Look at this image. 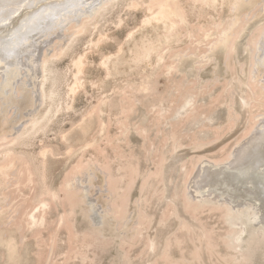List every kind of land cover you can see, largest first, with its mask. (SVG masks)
Segmentation results:
<instances>
[{
	"label": "bare ground",
	"instance_id": "6f19581e",
	"mask_svg": "<svg viewBox=\"0 0 264 264\" xmlns=\"http://www.w3.org/2000/svg\"><path fill=\"white\" fill-rule=\"evenodd\" d=\"M246 6L251 9L245 13ZM123 7L130 12L142 10L143 19L138 29L129 31L124 40L113 38L118 44L114 54L102 55L100 68L105 78L98 87L104 90L105 82L113 80L112 95L103 94L82 114L76 127L83 134L81 139L74 141L73 126L62 134L65 153L69 160L75 161L57 186L50 163L57 161L59 153L49 146H43L37 155L26 152L37 134L43 133L62 111L58 89L61 82L68 83V77L67 72L57 77L56 64L68 57L73 44L91 28L95 30L106 21L107 15ZM224 11L229 15L221 17ZM118 22L119 27L123 22L120 17ZM247 29L250 31L245 35L243 48L248 58L245 63L236 62L240 66L237 89L242 100L240 107L246 109L247 120L253 121V127L224 157L200 155L180 166L182 190L178 194L185 211H194L200 217L206 204L212 205L206 207L209 213L222 211L220 219L228 225L222 242L227 253H218L213 232L201 226L202 221L191 236L187 233L192 226L180 221L178 229L193 237L196 246L190 258L181 254V258L174 259L173 242L168 240L159 264H203L200 255L203 243L211 261L233 264L241 260L249 264L251 250L257 244L264 245V0H0V246L7 253L8 264L20 259L23 251L32 252L24 247L28 236L39 252L46 253L43 264H52L56 257H62L61 264L75 261L94 264L95 249L108 241L115 245L116 264H122L131 254L127 251L137 245L144 248L141 253L145 260L141 264H157L156 259L148 258L155 251V240L147 237L151 216L146 204L164 197L163 167L167 156L185 145V139H193L191 145L200 150L210 143L205 140L210 131L219 136L227 125L230 130L237 125L240 113L233 109V104L227 107L226 119L218 124L208 117L199 120L202 104L198 98L204 89L218 81L214 73L211 81L200 84V71L205 65L218 62V51L224 53L228 68L230 57L237 52L238 40ZM103 32L94 41L97 50L110 38ZM185 42L189 43L187 48L179 49ZM203 45L209 47L201 53ZM88 57L86 52L70 58L74 72L72 82L66 84L65 97L70 100L66 110L73 109L76 95L85 87ZM189 57L197 68L198 87L193 89L187 88V73L183 69ZM125 69L138 74V81L136 78L121 81ZM160 76L166 81L180 77L182 86L173 85L159 93ZM232 81L227 82L231 87L227 105L233 102ZM147 98L152 99L147 108L154 118L149 116L143 126L130 125L129 116ZM105 117H114L119 126L120 135L116 134L114 140L112 136L113 142L108 141ZM189 122L198 125L192 133L186 129ZM95 123L100 138L92 135L89 138ZM131 129L142 137L144 160L154 169L141 168L138 152L134 153L135 145L132 148L128 139ZM102 141L112 147V157L100 148ZM131 205H135L133 209ZM51 210L55 211L54 217ZM175 211V206L168 204L163 217L168 219L176 215ZM194 212L189 214L190 218ZM78 214L88 223L86 230H78ZM126 226L129 232H123ZM61 230L67 233L65 250L57 253L58 243H63ZM107 232L115 238L107 239ZM13 234L17 237H12ZM174 243L179 246L182 241L175 238Z\"/></svg>",
	"mask_w": 264,
	"mask_h": 264
},
{
	"label": "rangeland",
	"instance_id": "374dc122",
	"mask_svg": "<svg viewBox=\"0 0 264 264\" xmlns=\"http://www.w3.org/2000/svg\"><path fill=\"white\" fill-rule=\"evenodd\" d=\"M247 8H249V9H247ZM250 9H251L250 6H246V8H244L245 13H246V11H249ZM117 15H119V16H117ZM228 15H229V13L224 11V12H222L221 17H223V16L225 17ZM118 17H120V19L123 21L119 27H118V23H119ZM142 19H143L142 10L130 12V11H127L124 7L122 9L121 8L117 9V11H114L113 13L107 15L106 21L102 22V24L99 25L95 30H94V28H91L90 32L83 35L79 39V41H76L72 46V50L67 55L68 57L65 56L63 59H61V61L57 62V64H56V67L58 70L57 71V77L59 75V78H60V74L62 76V73L64 75L66 72H67L66 74L68 77V83L65 81L61 82L60 87L58 89L59 93L62 97L61 101L58 99L59 100L58 104L61 105L62 111L60 113H58L55 116V118L52 119V121L49 123L48 127L44 130L46 132L43 131V133L42 132L38 133L37 136L35 137L34 141H33V145L26 149V152L37 155L39 153V151L43 148V146L44 147L49 146L59 153V155L56 156L57 161L50 163L51 164L50 165L51 166V172L53 175V180H54L55 185L58 186L62 182V179L64 178V174L70 168L69 166H71L75 161L74 158L69 160L68 156L65 153L66 152V146L64 143H63L64 144L63 145L61 142L62 134L64 133V131H65V133L67 131H71L72 128L74 127L73 128V129H75L74 141L81 139V137H83V134L79 130H77L76 127H77V124H78L82 114H84L91 106H94L97 103L99 98H101L105 95H109V96L112 95L111 89L115 85L113 80H108L107 82H105L106 83V89L104 88V90H101L100 87H98V85H99L98 83H100L105 78V73H104L103 69L100 68L101 67L100 62L102 59V55H109L108 53L114 54L117 51L118 44H116L117 42L113 38L117 37L118 40L119 39L124 40L129 31H134V30L138 29V27H139L138 25L142 21ZM249 31L250 30L247 29L243 34L244 37H241L238 40L237 52L234 54V57H233V55L230 57V64L228 67L229 69L225 67L226 66L225 65V57L223 56L224 53H222L221 51H218L216 54V55H219V56H217V59H216L218 62L217 63L211 62L210 64L205 65V67H203V69L200 71V75H201L200 84L204 85L206 83L205 81H211L213 79L212 75L214 73H217V76H216L217 78H215V79H218V81H216L213 84L214 87L211 86V87L207 88V90L204 89L203 93L198 98L199 102L202 104V106L200 107V110H199L200 111L199 114L201 116L199 120H205V118L208 117L210 120L211 119L213 120L212 123L218 124V122L224 121L226 119L227 112H228L227 107L229 105L233 104V109L236 112L240 113L239 121H238L237 125L234 126L232 130L228 129L230 127H229V125H227V127H225L226 129L224 128V130H223L224 132L222 134L220 133L219 136L217 134L214 135V132H215L214 130H212V132L210 131L209 134L205 135V137H207L205 140H209L210 143L203 145V147L200 150L194 149L193 146L191 145L193 142V139H192V141H190L191 139L187 138L183 141L185 143L184 146H182L180 149L173 151L174 153L172 155L170 153H168V154H170V155L167 154L169 156V157L167 156V158L169 160L167 159V161L165 162V165L163 167V176H162V179H163L162 187L164 190V197L162 198L161 201H157V199L154 198L151 203L146 204V207H147L146 211L151 216L150 226L147 230V232H148L147 237H152L155 240V251L150 252L148 258H150V259L153 258L154 260L156 259L158 261L157 264L162 263V260H158V259H159V257H161V254H162L161 252H162L163 246L168 240L173 242V244L171 246V255L174 259L181 258V254L184 257L190 258V253L193 252L194 247L196 246V242L194 241L193 237H189V236L193 235V233L195 232V229L196 230L198 229L197 228V226L199 225L198 223L201 221H202L201 226L205 227L208 231L212 230V232H213L212 235H214V237L212 236V238H213V241L216 240L214 243H215L216 247L218 248L217 249L218 253L221 255H225L227 253L226 249L224 248L225 245L223 246V243H222L224 240V235L226 233L225 231L228 230V225H226V222L221 220L223 218V212L218 210V211H215V213H213V211H212V213L211 212L209 213L208 209L212 205L210 204V206H209V204H206L207 206L205 205L204 207H205V209H206V207H208V209H206V210L204 209L205 211L203 210V212L199 214L200 217H197L198 215L195 214L196 212L191 210L192 212H194V215L192 217L195 216V218H196V219L195 218L192 219V217L190 218V215H189L192 212H190V210H188V212L185 211V205H184L183 201L181 200L180 195L178 194V192L180 193L182 190V186H181L182 177L180 176V166L182 165V163L189 162L192 158L195 159L196 156H200V155L201 156H208L210 158H215V159L224 157L225 154L227 152H229V149L235 143H237L238 141L245 138L244 136H247V134L249 133V130L252 129L250 127H253V124H254L253 121L251 120L252 122H250V123L248 122L247 119L249 118V116L245 111L246 109L245 108L241 109V107H240L242 100L240 98V93L237 89V88H239V85H238L239 83L237 82V80H238L237 78H238V68L240 66L238 64H236V62H239V64H240V63H245L247 61L248 55H247L246 51H244L243 45L245 42V35H247L249 33ZM102 32L104 33V35L110 36V38L108 40H105L103 43H101L99 46L100 49L97 50L95 48L94 43L98 40V36H99L98 34L102 33ZM91 40L93 41L92 42L93 44H91V42H90ZM87 41H89V42L87 43ZM185 43L180 44L179 49L180 48H184V49L187 48L186 46L189 45V43L188 42H185ZM191 47H192V45H191ZM208 47H209V45H203L200 52L203 53V52L208 51ZM94 49H96V50H94ZM86 52L88 53V56H89L88 59L89 60H88V66L86 69V74H85V80H86L85 87L83 90L78 92V95H76V97L73 101V104H72L73 109L66 110L67 108L65 106L67 104L70 105V100H68L65 97V95H66L65 91L67 90L66 84H70L72 82V75L71 74H73V73H71V72H74L72 70L73 67L70 65V58L72 55L73 56L74 55L75 56L83 55ZM190 61H191V63H190ZM184 67L185 68H183V69H185L186 73H187V79H186L187 80V84H186L187 88L188 89H193L194 87L197 88L198 87L196 85L197 80H195V74L197 73V68L193 66L192 59L190 57L185 60ZM244 68H245L244 70H246L247 66H244ZM128 70L125 69V74L120 78V80L121 81L126 80L125 82H127L128 79L131 80L132 78L133 79L136 78L135 80L138 81V78L140 76H138V74H132V72H130ZM193 75H194V77H193ZM125 76H127V77H125ZM241 79H243V78H241ZM231 80H233L231 82V86H232V90H233V94H234V95L232 94V98H233L232 101L234 103L230 102V104L227 105L225 102L230 100V97H228V96H230L229 92L231 91V87L228 86L229 83H227V82H230ZM170 81H166V79L164 77L160 76V78L158 79V87H157L158 92L164 93V91H166L167 89H170L171 86H173V85H175L174 88L176 86H179V85L182 86V81H181L180 77L178 79L177 78L174 79V77H173L172 81L171 82ZM121 84H123V83L121 82ZM103 94H105V95H103ZM208 94H210V95H208ZM150 101H152V99L147 98L136 106L135 112H132L131 115L129 116L128 123H130V125L136 126L138 124L140 126H143L144 124L148 123L147 121L149 120V118L151 117V114H152V113L148 112L149 110L147 108V105L150 103ZM260 110H262V109H260ZM135 113H136V115H135ZM142 113H144V114L146 113V114L144 115ZM154 116L155 115H153L151 118L153 119ZM157 118L158 117L156 116L155 119H157ZM106 119L105 120L108 124V130H107L108 134L107 135H108V137L110 136L108 141L111 139L112 136H113L112 139L114 140L115 139L114 136L116 134L120 135L119 134L120 130L118 128L119 126L115 123L116 120L114 117H110V118H106ZM191 120L192 119H190V121ZM208 120H206L205 123L208 122ZM133 122H134V125H133ZM72 123H73V125H72ZM115 124L117 126L116 127L117 129L115 128ZM95 125H97V123H95L93 125L92 130L90 131L89 135L90 136L92 135L94 137L99 136L98 138H100V134H99L100 132L98 131V129H99L98 125L97 126H95ZM71 126H73V127H71ZM186 126H187L186 127L187 130H192L190 133H192L193 130L198 127L197 124L190 123V122ZM95 128H98V129L96 130ZM94 130H96V131H94ZM117 131H118V133H117ZM79 133H81V134H79ZM75 134L76 135L78 134V135L75 136ZM90 136H89V138H92V136L91 137ZM116 137H118V136H116ZM140 137H139V134H137V132L134 131V129H131L129 136H128V139L132 143V148L135 145V147L133 148L134 153L137 154V152H138L137 155L140 157L141 168L143 169V168H146L148 166V168L154 169L153 165L146 164V162L144 160L143 139H142V137L141 138ZM215 139H217V140H215ZM113 140H112V142H113ZM104 141H107V140H104ZM104 141L100 142V148L105 149L106 154L108 156L112 157L113 156V150L112 151L110 150V148L112 149V147L108 144H105L106 142H104ZM108 141H107V143H108ZM194 141H195V139H194ZM108 148H109V150H108ZM167 149H168V147H165L163 149V151L166 152ZM123 150H124V152L127 151L126 153L129 152L128 148L126 146H123ZM109 151H110V153H109ZM133 194L134 195L137 194V189H134ZM61 196L63 197V194H61ZM168 204H173L175 206L176 215L168 217V219L167 218L165 219L163 217V213L165 212L166 205H168ZM134 206L131 205V208L133 209ZM52 212H55V211H53V210L50 211L51 217H54L52 214L55 215V213H52ZM201 214H203V215H201ZM161 216H162L163 220L161 219ZM81 219L83 221H81ZM195 220H196V222H194ZM180 221H185L188 224V226H192L191 231L187 233V234H189V236L186 235L184 232H181L178 229V227H179L178 225H180ZM15 223L19 224L20 221H16ZM87 224L88 223L83 218H81V216L79 214H78V216H76V225H77L78 230H80V231L86 230L87 226H88ZM212 227H214V228L211 229ZM127 229H128V227L126 226L125 229H123L124 230L123 232L128 231ZM106 234L108 235V236L106 235L107 239L115 238L114 235L109 233V232H107ZM43 235H44L45 240L47 242V240H48L47 239L48 238L47 232L46 231L43 232ZM60 235H61L60 236L61 239L63 240V243H58V247L56 249L57 253H61L65 250L64 241L67 238V236H66L67 233L65 230H61ZM245 236L246 235L244 234L243 237H245ZM12 237L16 238L17 235L13 234ZM219 237H220V239H219ZM175 238L182 241V243L179 246L176 243H174ZM188 238H189V241L187 240ZM27 244H28V246H27ZM27 244L24 247H28V249H32V252H30L29 250L25 251V252L23 251L20 259H18V260L14 259L10 262V264H43L44 263L46 253L43 251L39 252V250H37V246L33 243V240L31 238H29V236L27 239ZM192 244H193V246H192ZM133 247H131L129 252L127 251L128 254H130V253L131 254L130 255L126 254L128 260L126 259L125 261L126 262L129 261L130 263L129 262L126 263L124 261V262H122V264H141L145 260L143 252L141 253V251H143V249H144L142 247V245H137L134 248ZM257 247H258V249H257ZM246 249L247 248H245V250ZM115 250H116L115 245L111 241H108L102 247L96 248L95 253H94V257H93L94 264H116L118 262V259L115 257V253H114ZM182 250H183V252H181ZM255 250H256V252H255ZM251 251H253V253L249 251V253H252V254H250L251 259L248 263L249 264H264V255H263L264 254V245L257 244V245H255V249L253 248V250H251ZM200 253H201L200 255H201L203 264H213V263L217 264L218 263V261H214V260L211 261L210 258L208 257V251L205 250V243H203V245L201 246ZM137 254L140 256L138 257ZM6 256H7V253L5 252L4 248L2 246H0V264H8V261H7L8 259ZM136 256H137V258H136ZM60 261L62 262V257H56V259L54 260V262L52 264H61ZM186 263L187 262H185V264ZM241 263L244 264L241 260L239 262H236L233 264H241ZM68 264H79V263L77 261H75V262L68 263ZM218 264H222V262L220 261Z\"/></svg>",
	"mask_w": 264,
	"mask_h": 264
}]
</instances>
